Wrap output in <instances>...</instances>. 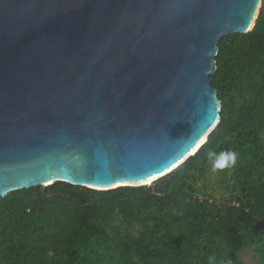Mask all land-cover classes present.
<instances>
[{"label": "water", "instance_id": "1", "mask_svg": "<svg viewBox=\"0 0 264 264\" xmlns=\"http://www.w3.org/2000/svg\"><path fill=\"white\" fill-rule=\"evenodd\" d=\"M262 4L0 0V199L58 181L148 185L181 167L222 118L219 42L251 31Z\"/></svg>", "mask_w": 264, "mask_h": 264}, {"label": "trees", "instance_id": "2", "mask_svg": "<svg viewBox=\"0 0 264 264\" xmlns=\"http://www.w3.org/2000/svg\"><path fill=\"white\" fill-rule=\"evenodd\" d=\"M216 60L222 118L195 156L148 185L7 194L0 264H245L250 247L264 264V0L255 27L221 39ZM209 150L238 162L212 172Z\"/></svg>", "mask_w": 264, "mask_h": 264}, {"label": "clouds", "instance_id": "3", "mask_svg": "<svg viewBox=\"0 0 264 264\" xmlns=\"http://www.w3.org/2000/svg\"><path fill=\"white\" fill-rule=\"evenodd\" d=\"M211 163V171L219 172L236 166L239 153L233 150L214 151L209 150L206 154ZM209 264H215V257H209Z\"/></svg>", "mask_w": 264, "mask_h": 264}, {"label": "rangeland", "instance_id": "4", "mask_svg": "<svg viewBox=\"0 0 264 264\" xmlns=\"http://www.w3.org/2000/svg\"><path fill=\"white\" fill-rule=\"evenodd\" d=\"M245 264H260V257L254 247L247 248L242 253Z\"/></svg>", "mask_w": 264, "mask_h": 264}, {"label": "bare ground", "instance_id": "5", "mask_svg": "<svg viewBox=\"0 0 264 264\" xmlns=\"http://www.w3.org/2000/svg\"><path fill=\"white\" fill-rule=\"evenodd\" d=\"M205 140H206V136L198 143L197 147H199ZM195 150H196V148L192 152H194ZM153 180H154V178L151 179V180H148V181H146L144 183H151V182H153Z\"/></svg>", "mask_w": 264, "mask_h": 264}]
</instances>
